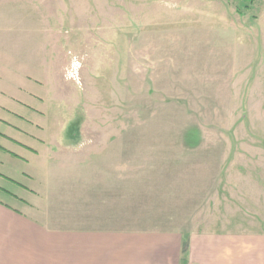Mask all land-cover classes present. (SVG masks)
I'll return each mask as SVG.
<instances>
[{
	"label": "crops",
	"instance_id": "0c3cea01",
	"mask_svg": "<svg viewBox=\"0 0 264 264\" xmlns=\"http://www.w3.org/2000/svg\"><path fill=\"white\" fill-rule=\"evenodd\" d=\"M188 1L203 24L142 32V48L166 59L158 67L152 55L140 75L135 122L56 155L19 194L0 175L14 200L0 197V264H264V0ZM19 82L0 95L13 106L0 100V165L41 159L38 133L64 128L28 103L43 104L40 79ZM161 113L173 121H155ZM202 208L198 231L189 225Z\"/></svg>",
	"mask_w": 264,
	"mask_h": 264
},
{
	"label": "rangeland",
	"instance_id": "374dc122",
	"mask_svg": "<svg viewBox=\"0 0 264 264\" xmlns=\"http://www.w3.org/2000/svg\"><path fill=\"white\" fill-rule=\"evenodd\" d=\"M197 5L188 0H0V95L14 94V85L20 86L23 77H36L42 84L39 93L46 98L42 105L28 103L43 111L49 123L59 126L62 122L64 127L38 133L44 143L37 144L41 159L3 162L0 175L13 176L7 179L11 184L3 186L17 194L15 184L34 187L44 173V164L56 155L79 153L78 149L83 153L93 141L109 135L119 121L135 122V107L141 105L136 104L135 92L148 87L141 83L140 75L144 73L148 79L152 55L158 67L166 59V53L151 51L146 39L143 51L142 32L203 24ZM52 51L59 58L54 67ZM50 75L62 82L58 99L45 81ZM159 90L150 89L163 94ZM0 100L6 108H13L2 97ZM168 115L161 113L155 121H173ZM8 195L7 191L0 193L13 202ZM215 208L213 204V210L205 214L208 228L216 227ZM243 215L242 223L247 217ZM194 217L189 227L203 231V208Z\"/></svg>",
	"mask_w": 264,
	"mask_h": 264
}]
</instances>
